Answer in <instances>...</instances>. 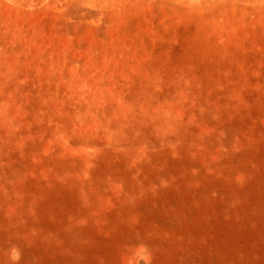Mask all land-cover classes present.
<instances>
[{
	"label": "rangeland",
	"instance_id": "1",
	"mask_svg": "<svg viewBox=\"0 0 264 264\" xmlns=\"http://www.w3.org/2000/svg\"><path fill=\"white\" fill-rule=\"evenodd\" d=\"M0 5V264H264V0Z\"/></svg>",
	"mask_w": 264,
	"mask_h": 264
},
{
	"label": "bare ground",
	"instance_id": "2",
	"mask_svg": "<svg viewBox=\"0 0 264 264\" xmlns=\"http://www.w3.org/2000/svg\"><path fill=\"white\" fill-rule=\"evenodd\" d=\"M83 5H86L84 2L82 3ZM194 4V3H193ZM4 10V7L3 6H1L0 5V22H5V20H4V14H6V13H2V11ZM7 9H5V11H6ZM37 19H40L39 17H37ZM7 22V34L9 35H11V33H12V31H13V28H14V26H13V22H10L9 20H7L6 21ZM37 23L39 24V25H41V22L40 21H38L37 20ZM16 28V27H15ZM87 30V29H86ZM17 31V30H16ZM87 32H88V37L90 38L91 36H92V32L91 31H88L87 30ZM78 43V39H69V42L68 43H65V45H62V46H64V47H62L61 48V51H59V54H60V57L59 58H57V60H56V63H59L60 64V71H61V73L63 74V75H65L66 74V72H67V70H68V68H67V63L68 62H72V61H74V60H78V58L77 57H74L73 55H74V52H73V48H72V46H76V44ZM8 46V45H7ZM13 48V45L11 46V49ZM59 56V55H58ZM21 58V57H20ZM91 57H85V59H84V62H85V64L84 65H82V66H80L79 67V70H78V73L79 74H81V73H86V72H90L91 71V69L93 68V63H94V61H91ZM50 83V82H49ZM48 82L46 83V87H52V90L54 91V88L55 87H53L54 86V84L53 83H50L49 84ZM61 85V84H60ZM59 87V86H58ZM63 88H66L64 85H62V86H60V91H62L63 92ZM59 90L57 89V92H59ZM53 93V92H52ZM65 102V106H62L61 105V109L63 110V111H68L70 108H71V106H70V102L67 100V101H64ZM233 166H234V170H235V172H238V170L239 169H242L243 168V166H242V162H241V160H239V161H237V160H233ZM219 172H220V170H219ZM221 177L225 180H222L221 179V182L224 184V185H227V182L226 181H229V179L227 178V176H225V175H221ZM233 181H234V177L233 176H231L230 177V181L228 182V183H232L233 184ZM250 184V183H249ZM248 184V185H249ZM231 185V184H230ZM228 186V185H227ZM229 187V186H228ZM256 189H258V191L259 190H261V187L260 188H258V187H255L254 188V190H255V192L257 191ZM260 192V191H259ZM256 194H257V192H256ZM264 194V193H263ZM263 196V195H262ZM259 213H260V215L261 216H263V213H262V209H260L259 208ZM192 245V244H191ZM215 245H217L216 243H215Z\"/></svg>",
	"mask_w": 264,
	"mask_h": 264
}]
</instances>
